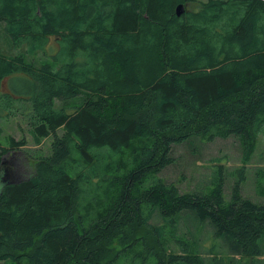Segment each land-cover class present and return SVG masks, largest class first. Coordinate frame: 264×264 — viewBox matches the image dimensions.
Segmentation results:
<instances>
[{"label": "trees", "instance_id": "1", "mask_svg": "<svg viewBox=\"0 0 264 264\" xmlns=\"http://www.w3.org/2000/svg\"><path fill=\"white\" fill-rule=\"evenodd\" d=\"M0 38V116L52 136L22 170L0 147V264H264L247 159L165 174L191 138L264 139V0H0Z\"/></svg>", "mask_w": 264, "mask_h": 264}, {"label": "rangeland", "instance_id": "2", "mask_svg": "<svg viewBox=\"0 0 264 264\" xmlns=\"http://www.w3.org/2000/svg\"><path fill=\"white\" fill-rule=\"evenodd\" d=\"M3 85L5 86V83ZM1 90L2 92L7 91L6 86ZM24 112L23 104L15 102L13 108L4 110L0 116V147L10 148L11 139H13L14 143L19 141H23L24 143L16 147L19 148V151L14 153L13 158H9L12 160V164L20 170H22L25 161L27 163L30 161V158H36L39 154L45 155L49 153L50 141L52 139V136H49L42 138L39 144H34L30 136V125ZM57 133L59 135L62 133L61 128L57 129ZM174 153L179 160L175 161V164L167 169L165 174L169 180H181L183 189H187V187L192 188L197 179L212 172V166L218 162L219 164H225L228 169H233L243 164L244 158L247 159L246 170H244L247 174V179L244 183L243 191L254 200L259 199L256 194L258 186L264 187V175H262L264 174V139L258 142L253 152H248L243 149L242 144L235 137H217L213 140L191 138L190 143L177 145ZM185 183L190 184L186 186ZM136 219L135 216H129L126 219L125 229L128 230L135 224H138ZM190 223L196 226L195 222L191 221ZM200 227L201 224H198L196 227L197 239L205 241L206 246L210 247L215 241H222L214 236V234H211L209 230L203 234L198 233ZM135 228L143 234V228L140 225H136ZM145 231L150 233L149 228ZM108 247L111 249L115 248L110 242L108 243Z\"/></svg>", "mask_w": 264, "mask_h": 264}, {"label": "water", "instance_id": "3", "mask_svg": "<svg viewBox=\"0 0 264 264\" xmlns=\"http://www.w3.org/2000/svg\"><path fill=\"white\" fill-rule=\"evenodd\" d=\"M182 7H181V5H178L177 7H176V13H177V15L179 16L180 14H181V12H182Z\"/></svg>", "mask_w": 264, "mask_h": 264}]
</instances>
